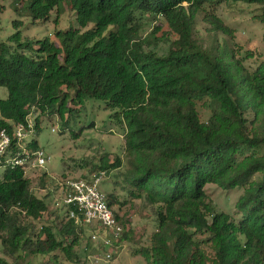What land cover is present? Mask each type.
Returning a JSON list of instances; mask_svg holds the SVG:
<instances>
[{"label": "trees", "instance_id": "16d2710c", "mask_svg": "<svg viewBox=\"0 0 264 264\" xmlns=\"http://www.w3.org/2000/svg\"><path fill=\"white\" fill-rule=\"evenodd\" d=\"M216 2L260 6L264 24V0H27L16 11L33 22L68 6L80 29L58 31V44L26 41L20 33L0 43V87L9 92L0 101V132L12 133L35 112L64 120L74 113L70 105L90 100L105 103L125 125L123 188L164 209L151 247L141 251L148 264H264V61L253 69L245 64L253 54L239 56L230 41L206 46L196 38L199 11ZM148 16L163 17L170 30L159 36L157 27L142 39ZM213 24L231 34L220 21ZM163 44L168 49L160 55ZM204 100L213 111L206 122L198 111ZM28 148L40 149L36 139ZM122 167L116 158L100 170ZM211 184L242 190L235 214H215L205 191ZM48 207L24 169L5 168L0 264L74 260L75 208L68 206L57 232L48 225L36 231Z\"/></svg>", "mask_w": 264, "mask_h": 264}, {"label": "rangeland", "instance_id": "374dc122", "mask_svg": "<svg viewBox=\"0 0 264 264\" xmlns=\"http://www.w3.org/2000/svg\"><path fill=\"white\" fill-rule=\"evenodd\" d=\"M26 1L0 0V43H6L12 36L20 33L26 41H43L50 38L58 44V31L80 29L75 13L68 6L64 7L61 13L54 10L47 21L33 22L16 11ZM17 2H20V5H17ZM261 13V7L254 4L216 2L205 5L197 15L195 36L206 46H210L212 40L217 38L230 41L239 56L253 54L245 64L254 69L264 61V24L259 18ZM216 21H220L231 34L218 30L213 24ZM92 27L93 25L88 29ZM157 27L162 29L159 36L163 31L170 30L163 17L148 16L141 21L139 36L145 39L156 31ZM167 49L168 45L163 44L158 52L163 55ZM8 96L7 88L0 87V101L8 99ZM206 101L198 102V111L203 122L208 121L213 112L206 106ZM70 107L74 113L67 114L64 120L56 115L33 113L40 122L36 140L39 148L43 149L50 159L45 167L26 171L32 192L45 200L49 206L48 212L36 222V231L48 225L57 232L63 220L68 219L69 208L65 201L69 182L99 177L100 188L109 198V202L112 201L110 195L115 197L112 210L118 215L125 229V235L117 243L118 254L112 261H107L100 243L97 244L91 239L94 228L84 229L78 225L80 238L74 247L76 257L72 262L64 258L60 261L62 264H148L141 251L151 247L152 236L158 231L160 212L164 209L161 205H150L144 198L134 199L123 188V185H127L124 184L122 176L128 162L125 142L127 129L115 117L116 112L101 101L90 100L85 107ZM116 158L122 160V168L109 172L100 170L104 160L113 163ZM4 173L5 169H0V180ZM205 191L215 214L236 213L235 205L242 195L241 189L225 190L211 184ZM209 219L211 220L212 216H209ZM72 240L68 238L65 243L70 244ZM205 247L209 248L207 245ZM208 251L211 252L210 249ZM0 256H4L1 240ZM28 260L30 264H58L54 261L48 262L47 257Z\"/></svg>", "mask_w": 264, "mask_h": 264}, {"label": "built area", "instance_id": "2783aa9c", "mask_svg": "<svg viewBox=\"0 0 264 264\" xmlns=\"http://www.w3.org/2000/svg\"><path fill=\"white\" fill-rule=\"evenodd\" d=\"M55 132V130H52ZM37 128L33 114L26 123L14 127L12 133L0 132V169L43 168L49 162L43 149L30 150L28 146L36 139ZM101 178L78 180L68 183V194L65 204L75 209L71 218L84 229L93 230L91 239L100 243L107 261H112L118 254L117 243L124 235V226L110 207L107 195L100 188Z\"/></svg>", "mask_w": 264, "mask_h": 264}, {"label": "crops", "instance_id": "0c3cea01", "mask_svg": "<svg viewBox=\"0 0 264 264\" xmlns=\"http://www.w3.org/2000/svg\"><path fill=\"white\" fill-rule=\"evenodd\" d=\"M94 229H96V227Z\"/></svg>", "mask_w": 264, "mask_h": 264}]
</instances>
